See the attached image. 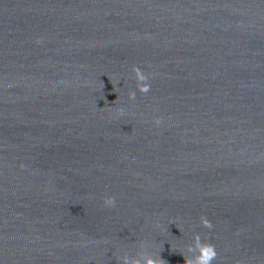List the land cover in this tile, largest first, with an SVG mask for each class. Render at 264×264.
Wrapping results in <instances>:
<instances>
[{
    "label": "water",
    "instance_id": "obj_1",
    "mask_svg": "<svg viewBox=\"0 0 264 264\" xmlns=\"http://www.w3.org/2000/svg\"><path fill=\"white\" fill-rule=\"evenodd\" d=\"M194 234L264 264V0H0V264H184Z\"/></svg>",
    "mask_w": 264,
    "mask_h": 264
},
{
    "label": "clouds",
    "instance_id": "obj_2",
    "mask_svg": "<svg viewBox=\"0 0 264 264\" xmlns=\"http://www.w3.org/2000/svg\"><path fill=\"white\" fill-rule=\"evenodd\" d=\"M132 72L136 80L137 91L141 94H147L150 91V85L147 83L149 77L137 66L132 67ZM135 95L136 93L133 91L128 93L129 99H134ZM118 114L123 116L124 110L119 109ZM154 123L159 125L161 121L157 118L154 120ZM103 204L109 208L115 207V198L107 196L103 199ZM200 224L206 229L212 228L211 222L205 216L200 217ZM143 247L144 245L141 244V248ZM186 252L189 255L181 253L184 259V264H212L217 258L215 246L211 243L202 242L199 234L193 235L192 243L186 246ZM116 259L118 264H167L165 260L161 259L160 255L146 251H142L134 257L124 253L123 255H117Z\"/></svg>",
    "mask_w": 264,
    "mask_h": 264
}]
</instances>
